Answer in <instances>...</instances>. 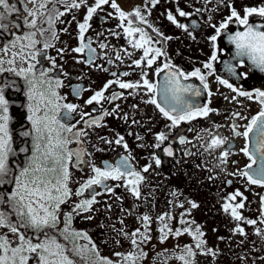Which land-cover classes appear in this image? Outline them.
Listing matches in <instances>:
<instances>
[{
	"label": "flooded vegetation",
	"instance_id": "flooded-vegetation-1",
	"mask_svg": "<svg viewBox=\"0 0 264 264\" xmlns=\"http://www.w3.org/2000/svg\"><path fill=\"white\" fill-rule=\"evenodd\" d=\"M7 2L15 8L5 13V18L0 21L3 25L0 27V60L6 64L0 65L5 69L0 72V87L4 88L8 103V127L15 154L9 155L8 164L11 171L5 177L6 182L1 184L0 191H5L7 196L11 194L14 177L26 165L32 151L31 135H23L25 132L31 133L32 130L28 120L27 81L23 76L7 71L10 67L7 61L11 58V50L19 52L21 44L27 43L20 41L18 37H23L29 32L37 33L35 39L38 43L35 48L26 49V52L39 50L36 59L32 60L35 65V78L39 80L40 73L45 72L44 78L53 81V88L63 98L58 103L76 106L72 113H67L66 109L61 108L57 119L72 127L73 132L84 133L79 144L73 140L68 148L74 151L82 148L85 153L81 162H77L75 157L68 161L70 195L66 203L60 206L56 227L45 228L41 232L25 228L26 234H22L24 227H18V233L28 236L35 243L43 241L47 234L65 247L66 243L61 241L60 235H63L65 216L70 215V231L78 228L93 238L97 236L100 244L111 234L116 238L117 245H120L123 231L125 229V233H128L127 225L130 226L132 219L138 227L142 226V230L138 227L137 229L144 234L145 221L142 218L148 216V235L153 232L154 224L161 222V216L165 217L163 223L167 225L171 207L175 208V213L178 210L187 212V208L192 207L191 203H195L199 220L194 230L199 227L204 235L203 228L207 224L211 235L221 229V238H226L225 229L228 227L225 223L229 211H224L220 201L231 196L230 192H264V186L250 184L248 178L241 175L243 171L251 172L257 166V162L252 163L242 151L246 143L251 150L252 139L246 141L242 135H234L232 131L233 126H236L242 133L251 118L261 111V104L256 100L255 93L264 91V71L253 65L247 57H238L235 44L229 39L237 32H243L247 26L264 31V17L252 14L248 17L247 26L240 25L235 18H228L233 10L243 18L245 8L264 7V0H158L155 5L151 0H114L127 15L124 21L120 20L119 14L111 7L113 0H109V3L93 13L83 40L80 38L78 25L84 22L87 8L94 6L95 0H85L79 8L71 7L72 0H48L45 2V8L40 9L44 15L37 13L35 17L36 28H30L25 21L31 22L33 17L28 16L27 11L38 8L40 0L36 1V6L32 4L31 7L27 0ZM76 2L79 3V0ZM137 9L145 22L141 23L134 15H130ZM178 10L187 15L180 16ZM3 12V8H0V13ZM58 13L64 14L58 16ZM169 13L184 27L173 24L168 19ZM49 17L53 21L51 27L47 22ZM128 20L132 21L133 28H142L147 33L152 40L151 47L160 48L165 53L157 57L150 67L146 59H142L143 49L132 47L131 42L138 40L140 33H134L130 37L124 31L129 26ZM222 23H227V27L221 29L217 35L216 29ZM153 28L160 33L159 36L152 31ZM41 29L44 30L42 36L39 32ZM52 33L56 34L55 39H52ZM213 35L216 36L214 44L210 39ZM13 42H16V47L12 46ZM45 43H50L51 47L45 49ZM81 43L86 45L84 51H73L80 47ZM100 45L104 47L101 48ZM88 48L95 49L94 54H90ZM213 52L216 55L215 60L211 59ZM90 55L93 56L91 61ZM136 60H140L139 67L134 63ZM209 62L212 64L211 69L204 68V64ZM166 63L171 64L172 68H164ZM230 68L233 70L230 71ZM157 69L163 71L157 73ZM175 69L186 74L196 69L201 70V74L206 77L208 88L205 90L196 77L190 76L187 80L181 77L182 84L192 85L193 89L200 92L198 96L193 92L183 93V99L194 107L206 105L213 111L206 117L198 116L192 120L180 121L173 127L172 122L163 116L155 104L146 101L154 97L157 103L165 106L159 89L165 76ZM144 73H147L145 78L150 83L157 85V91L148 93L143 87L122 89L114 83L119 80L123 83L142 85L141 76ZM27 75L29 79L32 78L31 73ZM57 80L61 84L58 88L55 87ZM221 80L227 81L238 91L252 93L253 98L237 95L232 88L220 83ZM106 84L109 85L107 89L104 87ZM76 89H79L78 95L74 91ZM97 91H103L104 98L99 103L87 104L86 101ZM114 93L118 98L110 100ZM42 114L43 111L38 113ZM93 120H98L99 125L93 124ZM160 133H163L166 139L156 147V136ZM212 136L223 137L227 143L215 150L205 151ZM120 137H123V140L117 144L116 140ZM181 138L184 139L183 143ZM250 138H254V133H250ZM124 145H127V148ZM165 148H171L172 155H167ZM226 148L230 149V152L226 162L222 163L220 153ZM153 157L161 163L157 165ZM122 158L127 159L131 167L144 177L137 186L139 197L133 195L130 190L132 185H126L123 179L106 180L101 185H93L84 190L82 195H76L81 186L95 175L93 166L101 169L105 164L115 166ZM249 164H252V169H248ZM144 167H148L147 172L143 171ZM104 185L112 191H107ZM94 194L95 203L88 211L71 209L82 200L92 199ZM209 196L211 199H208ZM6 205L10 222L18 224L9 202L6 201ZM208 206L211 213L205 212V207ZM248 211L254 215L249 216L245 212L242 216V226L247 228L245 238L241 241L243 261L245 264H264V209L258 212L253 206L249 207ZM257 218L260 222H257ZM176 219L179 225L187 222L183 215ZM250 219L255 221V224H252L253 231L251 224L247 223ZM181 220L185 223L182 224ZM173 228L179 227L174 225ZM181 232L183 234L179 236L176 251L186 248V242H181L186 239L183 228ZM171 233L168 235V241L174 245L176 240L170 237ZM142 242L144 243L143 240ZM149 242L148 239L145 244L141 243L140 253L150 252ZM68 244L71 249L78 247L71 237L68 238ZM158 244L162 246L159 240ZM166 245L169 246L168 243ZM228 251L232 255V262L236 254L234 242L230 243ZM140 253L135 252L133 255L140 256ZM90 254L96 256L100 253ZM121 259L115 264H121Z\"/></svg>",
	"mask_w": 264,
	"mask_h": 264
},
{
	"label": "snow or ice",
	"instance_id": "snow-or-ice-1",
	"mask_svg": "<svg viewBox=\"0 0 264 264\" xmlns=\"http://www.w3.org/2000/svg\"><path fill=\"white\" fill-rule=\"evenodd\" d=\"M34 5L36 0H30ZM158 0H151V3L155 5ZM85 0H79V3L76 0H72L71 7L79 8L81 4H84ZM109 3V0H95V5L87 8V14L84 17V22L78 25L80 30V38L83 40L84 32L89 27V20L92 18L93 13L97 11L102 5ZM111 7L116 10L119 14L121 21L127 19V15L120 10L117 4L114 2L111 3ZM0 8H3L4 12L0 13V21L5 18V13H9L14 10L15 6H10L7 0H0ZM45 4L43 2L39 3V7L34 10H28V16L33 17L30 23L25 21L30 28H36L37 21L35 19L37 13L43 16L44 13L40 9H44ZM179 11V10H178ZM244 17L241 18L238 13L233 10L231 16L228 18L231 20L235 18L240 25L247 26L249 24L248 17L252 14H258L261 17H264V7L260 8H245ZM64 13H58L57 15H63ZM130 15H134L141 23L145 22L144 17L141 16L139 9L135 10ZM180 16L187 15L183 11H179ZM168 19L176 24L177 27H184V25L178 24L174 19L171 13L168 14ZM48 24L51 27L52 19L49 17ZM128 27L124 29L125 33L128 36H132L134 33H140V38L136 41L131 42L132 47L136 49H143L142 59H146L147 65L150 67L156 60L157 57L165 55V53L160 48H153L150 45L152 40L148 37L147 33L144 32L142 28L132 27V21L128 20ZM150 26V25H149ZM0 27H3L0 24ZM151 27V26H150ZM227 23H222L219 28L216 29L217 35H219L221 29L226 28ZM153 32L157 33V36L160 33L153 28ZM40 35H43L44 30H39ZM37 35L36 32H29L23 37H18L19 40L27 41L26 44H21L19 53L13 52V59L7 61L9 65H13L15 58L19 56L21 60L25 58V55L30 60H35L39 54V50L36 51H27L26 49H34L38 41L35 39ZM55 33H52V39H55ZM213 44L216 41V36L213 35L210 38ZM229 39L232 43L235 44L238 57H247V59L261 71H264V31H258L252 26H247L243 32H237L234 36H230ZM159 43V40H157ZM13 47H16V42H13ZM51 47L50 43H45L44 48L47 49ZM86 45L81 43L80 47L73 49L75 52H82ZM101 48L104 45H100ZM7 51V49H5ZM90 54H94L95 49L88 48ZM151 54V55H150ZM131 55V54H129ZM119 59V57H117ZM93 59V56H89V61ZM212 60L216 59L215 52H213ZM4 63L3 60H0V65ZM137 67L140 66V60L134 61ZM242 63V61H241ZM211 62L205 63L204 68L211 69ZM35 68L34 64L29 63L28 68H20L18 71L14 67H9L7 71L14 72L18 76H23L28 85L27 97H28V120L31 122L32 130L31 133L25 132L23 135H31L32 139V151L31 156L27 158L26 165L20 170L19 174L14 177L15 188L8 196V202L11 204L13 211L16 214L18 224H13L8 220V217L5 213L0 212V227H8L13 234L18 233V227L31 228L35 232H41L45 228H55L58 223V213L60 211V206L66 203L70 190L68 188V161L72 157L76 158L77 162H81V158L85 155L84 150L80 148L79 150H71L68 148V145L75 140L78 144L80 142V137L84 135L82 131L73 132L72 127H68L65 124L61 123L57 116L59 115V110L61 108L66 109L67 113H72L75 111L76 106L73 104H61L58 101L63 98L60 97L55 89L53 88V81L45 79V72L40 73V79L35 78V73L33 69ZM164 68L171 69V64L166 63ZM232 71L233 69H229ZM5 71L0 67V72ZM163 71V69H157V73ZM31 73L32 78L29 79L28 75ZM113 75H116L113 73ZM127 76L128 73H123ZM147 73H144L141 76L143 81L142 85L139 83H123L119 80L114 81L122 89H135L143 87L147 90L148 93L157 91V85L152 84L146 79ZM198 78L206 90L208 85L206 83V77L201 74L200 69H196L191 73H184L179 69L170 71L164 78L163 85L160 87L159 92L161 94L162 100L164 101L165 106L157 103L156 99L146 101V103L155 104L156 107L160 110L165 118L172 122L171 126H176L180 121L192 120L198 116L206 117L212 109L208 108L206 105L199 107L193 106L190 103H187L183 99V93L193 92L194 95H200L198 90L193 89L192 85H184L181 83V77L184 80L189 79V77ZM111 83V82H110ZM220 83L225 84V86L232 88L234 92H237L239 96H246L249 99L253 98V94L245 91H238L236 88H233L231 84H228L227 81L221 80ZM38 85L40 87H38ZM47 85V87H43ZM60 81H55V87H60ZM108 84L104 87L108 88ZM77 95L79 94V89L74 90ZM104 98L103 91H97L90 99L86 101L87 104H92L93 102L99 103ZM118 95L113 94L110 97V100L117 99ZM256 100L261 104V111L257 116L251 118L250 122L245 127V130L241 133L237 130L236 126H233L232 131L234 135H242L246 141L252 139V148L250 150L249 144L246 143L242 149L245 156L256 163V157L259 158L260 164L259 167L255 170L243 171L241 175H244L248 178L250 184H259L264 186V91H257L255 93ZM235 99V97L233 98ZM43 111L42 115H38ZM114 111V110H113ZM8 103L4 96V88L0 87V184L6 182L5 177L10 174V168L8 164L9 155H14L12 149L11 135L9 132V117H8ZM175 113V114H174ZM108 114V113H105ZM238 115V114H237ZM93 124L99 125L98 120H93ZM68 133L69 135H65ZM250 133H254V138H250ZM166 139V136L163 133H160L156 136L157 144L156 147H159ZM123 140V137H120L116 140L117 144H120ZM184 142V139L181 138V143ZM227 143L226 139L219 136H212L210 142L207 144L205 151L215 150L217 147L225 145ZM127 148V145H124ZM25 151V149H21ZM164 152L167 155H172L171 148H165ZM230 149H225L220 153L221 162H226L229 155ZM155 159L157 165L161 163L159 159ZM248 169H252V164L248 165ZM93 173L95 174L92 178L88 179L76 192V195H82L84 190L91 188L93 185H101L106 180H120L123 179L126 185H132L130 190L133 195L139 197L138 185L144 179V177L137 171H135L131 165L128 163L127 159L122 158V160L115 166L110 164H105L104 168H98L93 166ZM144 172L148 171V167H144ZM107 191H112L111 188H108L107 185H104ZM241 193L236 192L234 195H231L227 198L226 202L223 205L224 211L228 212L231 210V215L236 220H241L242 217L239 215L237 209L243 208V203H237L235 205L231 204L230 201H235ZM262 204H264V197L261 198ZM95 203V194L92 199L82 200L79 204H76L73 208V211L84 210L88 211L91 208V205ZM192 208L197 207L195 203H191ZM145 221V233L142 234V240L146 241L150 239L147 233V221L149 220L148 216L142 218ZM161 221L165 219L164 216L159 218ZM181 223L185 221L181 220ZM248 224H255V221L248 220ZM71 216H65V227L62 231V234L65 236V239L68 238H78L83 237L87 239L83 233L72 232L70 231ZM165 229H168L165 231ZM241 233L243 229H238ZM161 232V242L164 239H167L168 235L172 232L167 225H164L160 229ZM183 232L188 233L196 241V247L200 248L204 241L200 239L203 236V233L200 231L199 227H196L195 231H191L189 228H184ZM176 236L181 235V230L176 229ZM138 235V230L132 233L133 237ZM45 239L41 242L32 243L30 240H26L24 235H20V245L17 247H9V241L3 237H0V252L3 254L0 255V264H28V261L31 258L37 259V264H74V261L66 255V251H71L74 255L82 256L86 253L87 249L74 246L71 250H67L62 244L57 243L56 239L47 236L45 234ZM133 245H137V240H132ZM92 251L95 252V246L93 245ZM188 255H192L191 248L186 249ZM11 253V255H8ZM117 256L122 257L124 264H128L129 261L132 264H135V261L139 258H142L146 253H140V257H135L132 254L123 255L116 253ZM98 256V254H97ZM179 259L184 260V257L181 256ZM99 264H113L110 260H100ZM185 264H188L185 261Z\"/></svg>",
	"mask_w": 264,
	"mask_h": 264
},
{
	"label": "rangeland",
	"instance_id": "rangeland-1",
	"mask_svg": "<svg viewBox=\"0 0 264 264\" xmlns=\"http://www.w3.org/2000/svg\"><path fill=\"white\" fill-rule=\"evenodd\" d=\"M27 1L29 2V7H31V5L33 3H31L30 0H27ZM36 1H39V0H36ZM46 1H48V0H40V2H43L44 4ZM34 8H36V7H34ZM20 41H22V40H20ZM13 52H15V51L11 50V55H10L11 58L10 59H13V55H12ZM16 53H19V52H16ZM29 63L32 64V60H30L27 57V55H25V58L23 60H21L19 58V56H17L15 58L14 64L10 65V67H14L18 71L20 68L27 69ZM3 65H6L5 62L3 63ZM0 186H1V184H0ZM14 188H15V183H14ZM230 193L232 195L235 194V192H230ZM240 193H241V195L238 196L235 201H230V203L233 205H235L237 203H243L244 204L243 208L237 209V211L241 217L244 215L245 212L249 216L254 215V213H251L248 211L249 207L252 208L254 206L258 210V212H259V210L262 211V209H264V204H262V202H261V198L264 197V192H257L255 190H249V191H242ZM1 196H2V191H0V212H3L4 209L8 208V206L6 205V201L1 200ZM208 199H211V196H209ZM226 200L220 201V204L222 207H223L224 203L226 202ZM247 201H248V203H247ZM5 207H7V208H5ZM73 208L74 207H72L71 209L73 210ZM205 212L211 213V208L209 206H208V208L205 207ZM64 215H66V214H64ZM179 215H183V216H185V218H187V222L185 224L179 225V222L177 221L178 219H176V217H179ZM227 217H228V220H227V223H225V225H227V227H228L227 230L225 229L226 238H223V239L221 238V234H222L221 229L218 230V232L216 234L211 235V233L207 230L208 225L205 224L204 228H203L204 235L201 238L204 241V243L200 248L196 247V241L193 239V237L191 235H189L188 233L184 232L186 239L182 240L181 242L182 243L186 242V244H189L193 248V258H194L195 264H245V261H243L244 257L241 253L242 248H243L241 241L244 240L245 232L247 230V228L242 226L243 217L239 221L234 219L231 215L230 209H229V215L227 214ZM198 220H199V217L196 214L195 208L189 207V208H187V212H182V211L178 210L175 213V208L171 207L170 216H169V219L167 221V225H168V228L173 229L172 232H174V233L176 230L173 228L174 225L176 227H179L177 229L181 230V228H183V229L189 228L191 231L194 232L195 231L194 228L198 224ZM250 220H252V219H250ZM208 221L211 222L210 220H208ZM257 222H260V220L258 218H257ZM137 227H138V225H136V223H134V219H132L130 226L127 225L128 233H125V229L123 231L122 242L120 245H117V243H116L117 240L114 237V235L108 234V236L103 241V243L100 244L99 238L97 236H95L93 238V237L89 236L88 234L79 231L78 228L73 229V232L83 233L85 236H87V239H84L83 237H78V238H74L73 240L76 241L78 247L87 249V251H86L87 254L100 253V254H98V256H100L102 258V260H110L113 262V264H115L118 259L122 258L121 256H117L116 253H120V254H122V256L128 255V254L133 255V253H135V252L140 253V250H141L140 245H141V243H143L142 242L143 231H139V230H142L143 228H142V226H140V227H138L139 228V230H138ZM163 227H164L163 221L156 222L153 226V232L148 234V236L150 237L149 243H151L150 244L151 250L148 254L146 253V255L143 256L146 258L144 264H179V260H177V259L181 255L182 252L180 253V251H178V250L176 251V249L178 246L177 242H179V236L180 235L176 236L175 234H173L170 236L171 238L176 240V244H174V245H171L172 243L168 241L169 236L167 237V239H164L163 242H161L160 229ZM223 228H224V226H223ZM251 228H252L251 230L253 231L254 228H253L252 224H251ZM238 229H243V232L241 233L240 231H238ZM137 230H138V235L136 237H133L132 233L136 232ZM167 230L168 229H165V231H167ZM26 232H27V230L24 228V231L22 234H26ZM22 234H19V233L13 234L11 231H9V229L6 226L0 227V237H3L9 241V247L10 248L17 247L20 245L21 242H20L19 236ZM112 234H113V232H112ZM227 237L230 238V240ZM25 238H26V240H30V238L28 236L27 237L25 236ZM133 239L137 240V245L132 244ZM158 240L162 243V246L160 244H158ZM146 241H148V240H146ZM31 242L35 243L33 241H31ZM231 242H234L235 247H236V254L233 257L234 261H232V262H231L232 255H231L230 251H228V248H229V245ZM167 243L169 244V246L166 245ZM143 244H145V241ZM93 245L95 246V252L92 251ZM178 249H179V247H178ZM2 254L3 253L0 252V255H2ZM65 254L68 255L67 252ZM8 255H11V253H8ZM28 264H37V259L31 258L28 261ZM74 264H76V263H74Z\"/></svg>",
	"mask_w": 264,
	"mask_h": 264
},
{
	"label": "trees",
	"instance_id": "trees-1",
	"mask_svg": "<svg viewBox=\"0 0 264 264\" xmlns=\"http://www.w3.org/2000/svg\"><path fill=\"white\" fill-rule=\"evenodd\" d=\"M1 200H4V201H7L8 202V196L6 195L5 191H2ZM10 209H11L12 214H13L14 211H13V208L11 207V204H10ZM3 213H5V215L8 217V220L10 221V217H9L10 214L6 213V209H4ZM171 235H172V233H171ZM60 238H61V241H63L64 243H66L65 248L67 250H71V248H69L68 239H65V236L64 235H62V236L60 235ZM187 248H191L192 255H188V253L186 251ZM179 251H180V253L182 252L179 257H181V256L184 257V260H181L178 257L177 260H179V264H185V261H187L188 264H193L194 263L193 248L189 244H186L185 250L184 249H182V250L180 249ZM66 252L69 255V257L76 264H99V261L102 260V258L100 256H93V255L87 254V253H84V255L82 257V256L74 255L71 251H66ZM134 256L135 257H140L139 255H134ZM145 260H146L145 257L139 258V259H137L135 261V264H144ZM121 264H124V262L122 261V259H121ZM128 264H132V262L129 261Z\"/></svg>",
	"mask_w": 264,
	"mask_h": 264
},
{
	"label": "water",
	"instance_id": "water-1",
	"mask_svg": "<svg viewBox=\"0 0 264 264\" xmlns=\"http://www.w3.org/2000/svg\"><path fill=\"white\" fill-rule=\"evenodd\" d=\"M256 162H257V166H256V169L259 167V164H260V161H259V158L258 157H256Z\"/></svg>",
	"mask_w": 264,
	"mask_h": 264
}]
</instances>
